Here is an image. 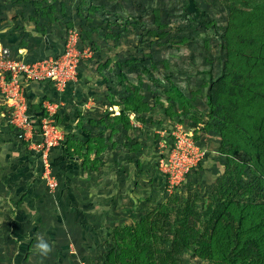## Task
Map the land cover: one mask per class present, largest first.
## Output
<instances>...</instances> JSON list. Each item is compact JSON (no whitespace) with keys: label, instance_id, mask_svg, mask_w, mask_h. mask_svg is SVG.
<instances>
[{"label":"rangeland","instance_id":"obj_1","mask_svg":"<svg viewBox=\"0 0 264 264\" xmlns=\"http://www.w3.org/2000/svg\"><path fill=\"white\" fill-rule=\"evenodd\" d=\"M30 1L42 4L50 14L54 12L66 35L71 31L77 33L80 48L86 46L93 56L104 58L110 54L116 62H123L124 68L135 69L141 76L142 68H148L150 73L144 75L147 96L153 94L149 83L153 74L163 81L170 78L185 95L192 115L197 113L201 121L206 117L213 119L211 138L220 136L222 120H241L245 105L254 102L255 108V101L264 99V66L258 68L250 61L251 55L259 49L260 39L253 34V29L247 28L246 24L243 26L240 21L245 14L248 22L254 25L264 0ZM62 4L67 6V17L59 15ZM233 8L238 25L243 26L244 33L238 36H232L229 29L234 18ZM231 40H235L233 48ZM238 47L248 55H238L234 51ZM113 58H107L110 62L107 68H117ZM167 90L168 87H160L159 95L155 97L164 99ZM210 101L214 110L210 109ZM257 111L258 108L249 115L254 118L253 125L258 123ZM177 124L179 122L174 123ZM176 128L172 129L173 134ZM203 129L200 125L195 132L197 140L207 145L202 167L172 191L166 190L164 175L158 167L162 187L146 185L144 191L155 197L154 200L144 201L140 206L133 202L123 209L116 207L114 216L105 223L111 231L131 230L140 220H145L159 264L165 261L170 264H215L194 256L181 238H175L176 224L181 226L187 222L202 228V213L208 212L215 203L222 204V197L228 194L239 200L261 197L260 186L250 166L243 165L245 153L234 148L233 143L221 145L219 139L218 151H215L208 139H203ZM171 140L172 137H168L166 142L163 141L160 156ZM232 148L231 156L222 153ZM90 219L99 223L93 217ZM52 223L61 228L55 242L50 238L34 237L33 250L25 257L18 256L16 243L12 239L3 240L4 233H0V264H101L107 239L101 238L95 244L73 213L57 216L56 222L52 220ZM41 241L48 244L47 252L38 248ZM54 243L56 248H52ZM67 244L71 246L69 251H63Z\"/></svg>","mask_w":264,"mask_h":264},{"label":"crops","instance_id":"obj_2","mask_svg":"<svg viewBox=\"0 0 264 264\" xmlns=\"http://www.w3.org/2000/svg\"><path fill=\"white\" fill-rule=\"evenodd\" d=\"M66 7L65 4L64 13L60 9L59 15L67 17ZM42 8L46 7L30 0H0V46L9 47L15 58L32 62L63 51L61 42L67 36L66 30L57 22L54 12L41 15L38 11ZM93 55L89 50L82 58L77 80L70 82L63 91H57L47 82L30 84V96L34 101L57 105L56 116L58 114L65 141L77 142L74 149H81L80 154L73 153V156H68L62 146L52 153L51 163L58 170L55 173L53 169L59 181L58 194L42 178L41 154L37 147L41 136L36 134L30 141L18 136L0 115V233H4L3 240L12 239L16 243L18 256L25 257L30 253L22 249L30 245L22 236L30 238L35 218L40 216L43 222L51 218L56 222L58 215H51L62 208L59 196L62 199V195H68L64 197L70 198L66 204L73 199L74 204L86 208L87 220L95 228L110 230L105 223L114 216L116 207L123 209L133 202L143 205L142 202L155 198L145 194L146 185L162 187L157 160L163 141L172 137L180 112L174 101V110L168 111L166 93L165 98H159L160 102L156 103L158 89L168 87L167 83L147 81L154 94L151 97L147 96L143 83L145 100L152 109L148 113H129L131 128H125L118 117L119 101L128 96V92L120 83L119 74L124 73L130 81L138 84L139 71L107 68V58H113L110 54L104 58ZM154 77L160 79L156 74ZM207 118L202 119V127L210 121ZM192 129L197 128L192 125ZM212 131V128L203 129V139H208L218 151V137L211 138ZM87 146L92 148L89 164L84 162ZM98 147L102 150L98 151ZM61 210L60 217L73 213L66 208ZM91 217L99 223L91 222ZM81 227L91 237L92 229ZM12 232L21 234L22 241ZM38 238L46 239L44 235H37Z\"/></svg>","mask_w":264,"mask_h":264},{"label":"trees","instance_id":"obj_3","mask_svg":"<svg viewBox=\"0 0 264 264\" xmlns=\"http://www.w3.org/2000/svg\"><path fill=\"white\" fill-rule=\"evenodd\" d=\"M261 5L262 7L257 14L258 19L254 25L248 22V16H245V14L241 16L243 20H240L243 21V26L246 24L245 26L247 28L253 29V34L259 36L260 41L257 43L259 49L250 57V61L258 68L264 66V1ZM64 10L65 5L62 4L61 11L64 13ZM38 12L41 15H48L46 8H42V10ZM231 13L232 18H234L229 26L230 32L232 33V36L241 35L244 33L242 32L243 26L238 25L239 21L235 18L236 9L233 8ZM85 35L88 38L90 36L88 33ZM61 43L63 46V41ZM230 45L232 48L235 47V40H231ZM234 51H236L238 55L241 53L244 54L245 57L248 55L247 52H244L239 47L235 48ZM113 64H115L117 68H124L123 62H114ZM142 69L144 70H142L144 75L150 73L148 68ZM139 76L140 81L136 84L130 81L124 73L121 72L119 74V81L125 86L126 92H128V96H125V98L119 101L121 110L118 117L122 124L125 125V128H131V125L129 124V113H148L152 109L149 103L145 100L146 95L143 94L144 77L141 76V74ZM164 81H166L168 85V90L165 92L169 102L167 108L168 111L172 112L175 106L174 103H176L180 109V112L177 113L178 119H176V122L182 123L188 129L192 128V125L198 128L202 123L200 115L198 116L197 113L193 115L191 114L190 111L193 110L187 108V99L176 83L170 78H164ZM164 81L156 79L153 74L152 82H155V84ZM34 82H47L48 85H52V83L49 81H28L25 83L28 111L39 121L46 113L43 108V101L36 102L30 96V84ZM156 99V103H159V98L156 97ZM172 101H174V103ZM255 102L257 104L255 108L253 107L254 102H249L245 105L241 112V120H222V126L220 127L221 133L218 139L221 145L228 146V144L233 143L234 148L245 153L246 160L243 165L250 166V170L260 186L261 197L258 199L239 200L232 194L225 195L222 197V204L215 203L214 207L212 205V208L208 210V212L202 213V224H204L202 228H198L196 225L191 226L187 222L181 224V226L177 223L175 226L176 235L174 236L176 239L181 238L183 245L187 246L189 250H192L194 256L214 261L215 264H264V99ZM209 105L210 109L214 110L211 101ZM256 108H258L257 112L259 115L257 118L258 123L257 125H253L254 118H250L249 115L253 114L254 109ZM57 116L56 122L60 125V120ZM212 120L213 119L210 118V121ZM210 121L204 124V129L212 128ZM9 126L14 128L12 125ZM16 133L20 136L18 132ZM196 139H198V137H196ZM62 143L50 150V156L56 148L61 146L64 148L65 153L68 156H73V153L80 154L81 149L78 151L77 149H74V147L77 146V142L71 143L64 139ZM204 145L206 146V144ZM90 147L91 146H87L88 153L84 156V162H87L88 164L90 153L92 151V148ZM101 150L102 148L98 147V151ZM232 150L234 149L232 148L229 150V153H222L229 157L231 156ZM203 162L204 161H202L199 167H202L201 165L204 164ZM51 165L54 172L58 173L55 164L51 163ZM199 167L194 171L198 170ZM202 169L205 170L204 167ZM61 178L64 179L63 176H61ZM67 179L68 178L66 177L65 180ZM63 181L64 180H62V182ZM66 189H68V191L70 190L69 188ZM58 193L59 191L57 194ZM64 197H68V195H62L63 200L61 199V196L58 197L62 206L60 209L64 210L66 208V211H73L74 216L83 226L84 230L85 227L92 229L93 233H91L90 236L95 239L94 241L98 242L101 238L108 240V246L105 248L106 253L103 254L104 259L101 264H159L156 256L157 251L153 246L152 236L150 230L147 228V222L145 220H140L137 226L131 230L124 228L123 230L111 231L103 227L95 228L91 225L89 220H87L86 208H82L81 205L79 206L76 203L75 205L73 199L66 204L65 201H68L70 198L65 199ZM60 209L59 211L55 210L51 216H59ZM76 210L83 214H80ZM60 229L59 225H53L51 218H47V220L43 222L42 218L39 216L38 219L35 218L33 220V230L30 232V238L27 235L22 236L24 239L29 240L30 247L28 246L25 248L20 244V248L23 247L22 249H25L26 251H32L33 248L31 244L35 240L34 237L41 235V233L46 239L50 238L55 241L58 238L57 236ZM12 235L21 240V234L18 232H12ZM192 244L194 245L193 248L190 247ZM54 247L56 248V244L52 248ZM69 248L70 245L67 244L66 246H63V251H69ZM164 264L170 263L165 261Z\"/></svg>","mask_w":264,"mask_h":264},{"label":"built area","instance_id":"obj_4","mask_svg":"<svg viewBox=\"0 0 264 264\" xmlns=\"http://www.w3.org/2000/svg\"><path fill=\"white\" fill-rule=\"evenodd\" d=\"M63 47L58 55L27 62L15 58L9 47L0 46V115L20 137L30 141L36 134L41 136L37 147L41 154L42 178L52 191L59 188V181L53 174L50 150L60 145L65 136L56 122V104L44 101L46 114L39 121L29 113L25 83L49 81L57 91H63L70 82L77 80L82 58L89 50L80 48L78 34L74 31L65 37ZM176 126L177 131L159 158V168L168 191L187 181L207 151V146L196 139V129H188L182 123Z\"/></svg>","mask_w":264,"mask_h":264},{"label":"clouds","instance_id":"obj_5","mask_svg":"<svg viewBox=\"0 0 264 264\" xmlns=\"http://www.w3.org/2000/svg\"><path fill=\"white\" fill-rule=\"evenodd\" d=\"M38 248L44 252H47L49 246L46 242L44 241H41L39 244H38Z\"/></svg>","mask_w":264,"mask_h":264}]
</instances>
